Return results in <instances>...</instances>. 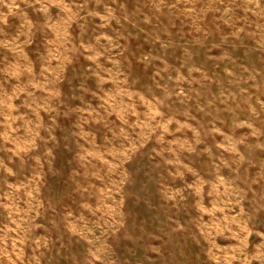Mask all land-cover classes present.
<instances>
[{
	"label": "rangeland",
	"instance_id": "374dc122",
	"mask_svg": "<svg viewBox=\"0 0 264 264\" xmlns=\"http://www.w3.org/2000/svg\"><path fill=\"white\" fill-rule=\"evenodd\" d=\"M0 264H264V0H0Z\"/></svg>",
	"mask_w": 264,
	"mask_h": 264
}]
</instances>
